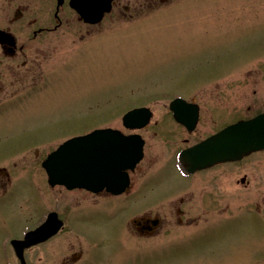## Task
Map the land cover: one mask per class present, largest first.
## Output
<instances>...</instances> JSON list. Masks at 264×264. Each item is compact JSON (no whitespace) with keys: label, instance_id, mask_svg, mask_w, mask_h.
<instances>
[{"label":"flooded vegetation","instance_id":"flooded-vegetation-1","mask_svg":"<svg viewBox=\"0 0 264 264\" xmlns=\"http://www.w3.org/2000/svg\"><path fill=\"white\" fill-rule=\"evenodd\" d=\"M2 1L0 124L7 118L2 115L51 94L60 85L70 84L74 57L80 58V62L88 57L81 59L95 45L90 47L86 39L92 33H102L108 19L139 20L136 24L149 26L160 18H171L169 13L174 16L192 0H112L110 11L96 22L85 20L71 0ZM74 25L80 29L76 32L81 46H77L79 52L68 53L63 51L61 36L73 32ZM197 88L152 97L97 127L118 132L108 141L106 137L94 143L90 138L84 140L83 148L88 154L99 147L100 155L95 157L98 165L94 171L85 173L83 185L52 184L44 166L50 154L80 136L41 141L43 137L38 134H25L24 139H19L0 133V141L12 137L9 144L14 146L8 147L11 152L6 158L0 154V204H9L11 198L21 195L16 189L22 183L33 189L36 199L28 204L25 196L19 198L21 206L27 208L22 213L24 225L18 229L20 238L10 239L9 246L12 247V240L23 239L43 227L51 215L61 222L58 231L24 251L42 250L50 243L51 264H106L110 260L104 258L105 254L140 248L155 250L156 239L161 236L185 230L189 237L197 236L199 231L192 230L202 221V212L229 204L235 190L234 167L252 154L239 161L194 171L182 163L181 155L226 127L264 113L260 109L253 116L232 117L220 124L216 113L207 115L209 108L204 104L207 106L208 102L203 101L202 91ZM142 108L147 109L144 113L148 117L125 119L128 112ZM51 142L54 144L49 146ZM140 148L142 157L136 162ZM240 183L247 188L249 174L245 173L237 182ZM64 234L69 236L61 242ZM73 236L77 238L74 242L70 239ZM60 253L67 254L58 262ZM43 257L39 256L37 264H43Z\"/></svg>","mask_w":264,"mask_h":264},{"label":"rangeland","instance_id":"rangeland-1","mask_svg":"<svg viewBox=\"0 0 264 264\" xmlns=\"http://www.w3.org/2000/svg\"><path fill=\"white\" fill-rule=\"evenodd\" d=\"M181 7L174 16L169 13L171 18L149 26L108 19L103 34L86 39L90 47L95 45L81 59L88 57L81 62L74 57L70 84L2 115L7 118L0 133L19 139L38 134L41 141L81 136L152 97L195 86L208 102L207 115L216 113L220 124L264 109V0H192ZM73 29L61 36L68 53L79 52L81 46L80 29ZM12 137L0 141L4 158L14 147ZM234 171V196L229 204L202 212V221L192 230L199 231L197 236L189 237L186 230L161 236L155 250L105 254L110 260L106 264H264V151L252 153ZM245 173L247 188L237 184ZM16 191L21 195L0 204V264H20L9 246L24 225L27 208L19 198L36 202L33 189L23 183ZM161 245L165 247H157ZM44 247L25 253L28 264H37L41 255L43 264H51L52 244ZM65 254H59L58 262Z\"/></svg>","mask_w":264,"mask_h":264},{"label":"water","instance_id":"water-1","mask_svg":"<svg viewBox=\"0 0 264 264\" xmlns=\"http://www.w3.org/2000/svg\"><path fill=\"white\" fill-rule=\"evenodd\" d=\"M112 0H71V5L87 21H98L105 12L110 11ZM147 109H135L125 115V119L147 116ZM116 130L96 129L87 136L73 138L63 144L57 151L48 156L44 162L52 184L83 185L85 173L93 172L98 165L95 157L97 150L90 153L84 150V140L90 138L91 143L98 142L102 137L108 141L116 137ZM264 150V113L246 121H239L228 126L218 134L206 139L181 155L182 163L190 170H201L218 163L238 161L244 157ZM142 157L141 148L136 156V162ZM59 167V168H58ZM56 218V219H55ZM61 226L57 216L51 215L43 227L29 232L21 240H12L14 251L21 264H27L25 249L37 245L54 235Z\"/></svg>","mask_w":264,"mask_h":264}]
</instances>
